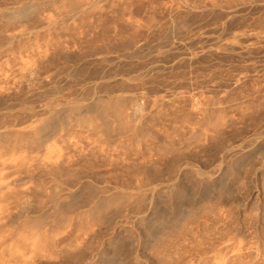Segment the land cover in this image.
I'll return each instance as SVG.
<instances>
[{"label":"rangeland","instance_id":"obj_1","mask_svg":"<svg viewBox=\"0 0 264 264\" xmlns=\"http://www.w3.org/2000/svg\"><path fill=\"white\" fill-rule=\"evenodd\" d=\"M0 264H264V0H0Z\"/></svg>","mask_w":264,"mask_h":264},{"label":"bare ground","instance_id":"obj_2","mask_svg":"<svg viewBox=\"0 0 264 264\" xmlns=\"http://www.w3.org/2000/svg\"><path fill=\"white\" fill-rule=\"evenodd\" d=\"M51 17H49V21H50Z\"/></svg>","mask_w":264,"mask_h":264}]
</instances>
